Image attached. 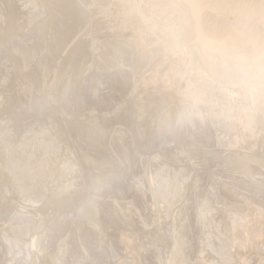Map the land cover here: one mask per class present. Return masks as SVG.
Segmentation results:
<instances>
[{
	"label": "bare ground",
	"instance_id": "6f19581e",
	"mask_svg": "<svg viewBox=\"0 0 264 264\" xmlns=\"http://www.w3.org/2000/svg\"><path fill=\"white\" fill-rule=\"evenodd\" d=\"M0 89V264H248L245 244L264 250V0H0ZM206 184L213 213L242 215L227 214L238 260L226 235L189 256L191 202L215 206Z\"/></svg>",
	"mask_w": 264,
	"mask_h": 264
},
{
	"label": "rangeland",
	"instance_id": "374dc122",
	"mask_svg": "<svg viewBox=\"0 0 264 264\" xmlns=\"http://www.w3.org/2000/svg\"><path fill=\"white\" fill-rule=\"evenodd\" d=\"M228 1H230V0H228ZM0 91H3V89H0ZM168 152H169V156H170V161H169V163H171V165H173V166H176L175 164H176V160H177V158L175 157V155H176V149H173V148H171V149H169L168 150ZM184 159L182 160V161H189L188 159H186V156H184L183 157ZM182 159V158H181ZM140 161V160H139ZM156 162H152V168L151 169H153V168H155V167H157L156 166V164H155ZM189 163V162H188ZM187 166L188 167H190L191 168V165H188L187 164ZM190 168H187V169H189L190 170ZM137 169L138 170H136V175H137V177L138 176H144V166L141 164V161L140 162H138V165H137ZM150 169V170H151ZM172 169V168H171ZM204 176V180L206 179V175L204 174L203 175ZM218 176H220V177H223V178H225L226 180H228L229 178L225 175V174H220V175H218ZM235 180H236V178H232L231 179V182H229V188L231 187V190H232V192L233 191H236L237 192V194L239 195L240 194V192L237 190L239 187H238V185H237V183H235ZM207 182V181H206ZM209 182V184L210 183H212V181H208ZM146 183V182H145ZM207 185V184H206ZM131 186L133 187L134 186V181H133V179L131 180ZM135 187V186H134ZM133 187V188H134ZM147 187V186H146ZM214 187V186H213ZM241 188V187H240ZM205 189L206 190H204L203 189V191L204 192H208V198H210V199H207V196H205V198L207 199V200H209V201H212L211 203H212V206H213V204L217 201V196L215 195L216 193L215 192H213V190H211L210 189V187L207 185V187H205ZM134 192H133V195H134V199L136 200V204H138V206H141V207H145V205H146V202L142 199V198H144V197H142V195H143V193H139V192H137V190H136V188L133 190ZM246 191V190H245ZM146 193V196L148 195V196H150V192L149 191H147V192H145ZM205 194V193H204ZM212 194L214 195V196H212ZM145 195V194H144ZM211 195V196H210ZM212 197V198H211ZM214 198H216V199H214ZM227 198V200H228V202L229 203H236V204H238L239 205V207H240V205L245 201L244 200V198H242V197H233V196H227L226 197ZM150 200V199H149ZM214 200V201H213ZM230 200V201H229ZM151 201V200H150ZM195 201L202 207V205H203V207L204 206H206L207 205V209L208 210H210L211 209V211H210V216L208 215L209 214V212H208V214L206 215V217H209V221L211 222V220H212V222H214V220H215V222H214V225L216 224V222H218L217 223V225H219V226H217V225H215V227H214V225H212V223H207V218H205V221L203 222L204 224L202 225V224H198V222L196 221V216L193 214L194 212H197L198 210H197V206H196V203H195ZM208 201V202H209ZM202 202V203H201ZM204 202V203H203ZM207 201L205 202V200H194V202L192 201L191 202V204H190V210H189V218H190V221H192L193 222V224H194V226H195V231H193L192 232V234L190 235V241H191V246H190V254H189V256H190V258L192 259L193 257H197L198 256V253H196V252H199V247H200V244H199V237H201V236H204V235H207V236H209L211 239H212V241H214L213 243L214 244H216V242H220V241H222V237L224 236V235H226V236H224V239L223 240H225V241H223V243H224V246L227 248H229L228 250L231 252V247H235V243L232 241V232H230V234L227 232L228 231V228L229 227H231L230 225V219L228 218V215H234V211H231V213L229 214V213H227L226 212V210L225 209H223V210H221V211H223L222 213H221V211H219V214H218V210H217V213H215L216 211H214V213H213V210H214V208L216 209H218L219 207L218 206H216V204H214L215 206H213V207H210V202L209 203H207ZM220 203H221V201H220ZM208 205H209V208H208ZM196 206V207H195ZM196 208V209H195ZM245 207H241V209H244ZM146 209H147V207H146ZM152 209V208H151ZM213 209V210H212ZM233 209H235V208H233ZM156 211H153V209H152V213L150 214V213H148L149 215H145L146 217H145V221H147L148 222V225H151L152 224V220L153 219H155L157 216H155V214H157V213H155ZM212 212V213H211ZM191 213V214H190ZM222 214H225L224 215V217H223V215ZM228 214V215H227ZM237 214V215H236ZM212 215H215L216 217H214V216H212ZM220 217H219V216ZM133 216V215H132ZM152 216V217H151ZM221 216L223 217V221L221 220V221H219V219L221 218ZM235 216H242V215H240L238 212H236L235 213ZM138 217V218H137ZM195 217V218H194ZM215 219H214V218ZM134 219H135V221H137V222H139V224H142V223H145L144 222V217L142 218V220H141V216H139L138 214H135V216L133 217ZM153 218V219H152ZM227 218V219H226ZM262 219L264 220V216H260V221H262ZM141 220V221H140ZM251 220H255V218L254 217H251ZM208 221V222H209ZM142 222V223H141ZM195 222V223H194ZM207 224H209V225H207ZM220 224H223V225H221L220 226ZM225 224V225H224ZM207 225V227H205ZM211 225H212V229L210 228L211 227ZM261 226H262V224H260ZM224 226V227H223ZM227 226V227H226ZM203 229H202V228ZM207 230H206V229ZM221 228V229H220ZM205 229V230H204ZM209 229V230H208ZM217 229H219V231H220V233H218V230ZM222 229H223V231H222ZM224 229H225V231H224ZM201 230H202V233H201ZM208 231H210V232H208ZM216 231V232H215ZM226 232H227V234H226ZM196 233V234H195ZM209 233H210V235H209ZM218 233V234H217ZM213 234V235H212ZM216 236H215V235ZM223 234V235H222ZM195 235H197V236H195ZM201 235V236H200ZM213 237H212V236ZM227 235H229V237L227 236ZM118 233H114V234H112V238L114 237V238H117V239H113L114 241V244H115V246L117 247V250L119 251V253L122 255L123 253L122 252H124V245L123 244H120V243H118ZM222 236V237H221ZM195 237V238H194ZM226 237V238H225ZM216 238V239H215ZM222 238V239H221ZM197 239V240H196ZM211 239H210V241H211ZM229 241H228V240ZM217 240V241H216ZM232 241V242H231ZM234 243V244H233ZM245 243V242H244ZM243 242L241 243V244H244ZM237 244V243H236ZM123 245V246H122ZM258 246V248H256L255 249V247H256V244H255V247L254 248H250V246H248V244L246 245L245 244V249H247V248H249V249H247L248 251L246 252V254L249 256V257H247L248 258V261H247V263L248 264H253L257 259H259V257H260V255H263V253H264V250H262V244H257ZM260 246H261V248H260ZM121 247H123V248H121ZM197 247V248H196ZM213 247V246H212ZM123 249V250H122ZM257 249H258V251H257ZM79 250V247H74L73 246V251H74V253H76L77 251ZM194 251V252H193ZM254 253H253V252ZM262 251V252H261ZM252 252V253H251ZM83 253V252H82ZM84 254V253H83ZM119 254V255H120ZM194 254V255H193ZM230 254H232V257H233V260L235 261V259L237 258V256H238V253H236V251L233 253V252H231ZM69 255H70V257H72L73 256V252L72 253H69ZM193 257H192V256ZM234 255H237V256H234ZM259 255V256H258ZM264 256V255H263ZM152 257V258H151ZM236 257V258H235ZM148 258H150L149 260L152 262V264H158L157 263V261H156V259L153 257V255L152 254H150L149 255V257ZM240 258V256H238V258L236 259V260H238ZM260 261H261V264L264 262V257H263V259L261 258V259H259ZM154 262V263H153ZM189 264H191V263H189ZM234 264V263H233ZM255 264H256V262H255Z\"/></svg>",
	"mask_w": 264,
	"mask_h": 264
}]
</instances>
